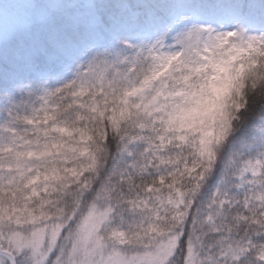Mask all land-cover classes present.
Returning a JSON list of instances; mask_svg holds the SVG:
<instances>
[{
	"label": "snow or ice",
	"instance_id": "obj_1",
	"mask_svg": "<svg viewBox=\"0 0 264 264\" xmlns=\"http://www.w3.org/2000/svg\"><path fill=\"white\" fill-rule=\"evenodd\" d=\"M0 264H264V0H0Z\"/></svg>",
	"mask_w": 264,
	"mask_h": 264
}]
</instances>
